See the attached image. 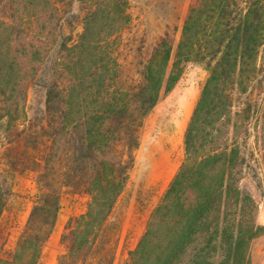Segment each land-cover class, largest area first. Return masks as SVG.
Masks as SVG:
<instances>
[{
    "label": "trees",
    "instance_id": "trees-1",
    "mask_svg": "<svg viewBox=\"0 0 264 264\" xmlns=\"http://www.w3.org/2000/svg\"><path fill=\"white\" fill-rule=\"evenodd\" d=\"M75 1L82 30L61 36L66 19L52 0H0V147L23 140L28 87L53 52L43 81L46 150L29 163L21 151L13 163L37 172L38 192L14 252L0 254V264H38L65 187L89 201L66 223L61 264H90L92 255L109 251L108 221L145 120L190 63L208 76L184 133V158L120 264H255L251 245L262 227L242 182L251 168V73L264 45V0H194L179 39L177 27L167 30L135 78L123 77L118 57V36L132 20L129 0ZM257 115L264 164V106ZM7 171L0 167V220L13 194ZM2 244L0 232V250ZM112 261L101 255L94 264Z\"/></svg>",
    "mask_w": 264,
    "mask_h": 264
},
{
    "label": "rangeland",
    "instance_id": "rangeland-1",
    "mask_svg": "<svg viewBox=\"0 0 264 264\" xmlns=\"http://www.w3.org/2000/svg\"><path fill=\"white\" fill-rule=\"evenodd\" d=\"M52 1L58 5L60 13L66 19L59 34L64 36L80 32L82 28L79 19L82 12L79 3L75 0ZM193 2L194 0H129L131 24L118 36V57L123 77H137L139 62L150 56L154 45L167 30L177 27L176 37L179 39L184 18ZM58 41L60 42L61 38ZM56 47L54 46L53 50ZM52 54L53 52L47 57L42 73H38L40 79L37 77L28 87L25 114L20 122L24 128L23 140L18 146L5 143L0 147V167L8 170L6 174L12 180L13 190L0 220L3 243L0 254L5 258L14 252L38 192L37 172L31 169H14L13 163L21 156L18 154L21 151L27 152L24 154V160L29 163V159H40V155L46 150L47 137L43 133L47 123L46 89L43 81L48 75V58L53 56ZM255 65L256 70L251 73L253 118L247 133L251 168H248L242 185L251 192L258 205L256 218L262 230L252 242L251 253L255 264H264V164L256 136L257 127L261 125L257 114L259 108L264 106V45L259 49ZM207 76L208 71L203 65L188 64L174 89L146 118L128 184L108 221L110 239L106 244L109 251L92 255L90 264H94L101 255H106V259L113 255L112 264H120L128 252L136 247L151 211L184 158V133ZM88 201L89 196L83 192L75 191L71 187L62 190V207L74 210L68 220L84 213ZM65 211L63 209L61 213L65 214ZM55 235L56 233L47 245L58 250L56 260L52 261L53 257L47 251L46 258L40 264L62 263L63 260L59 257L65 253V246L61 237L55 240Z\"/></svg>",
    "mask_w": 264,
    "mask_h": 264
},
{
    "label": "crops",
    "instance_id": "crops-1",
    "mask_svg": "<svg viewBox=\"0 0 264 264\" xmlns=\"http://www.w3.org/2000/svg\"><path fill=\"white\" fill-rule=\"evenodd\" d=\"M66 210L65 214H62V210ZM68 210V211H67ZM74 210L72 211V209H65V208H61L60 213H59V217H58V221L57 224L55 226V229L53 231V233L51 234L50 238H52V236L54 235V233H56L55 235V240H59L63 231L65 230V225L67 223L68 217L70 216V214H73ZM76 214V213H75ZM47 243H50L49 240ZM49 251V255H51L53 258L51 259L52 261H55L57 258V251L55 247H50L47 244L45 245L43 252H42V256L40 261L38 262V264L42 263V260H44L46 258V252ZM51 261V262H52Z\"/></svg>",
    "mask_w": 264,
    "mask_h": 264
}]
</instances>
